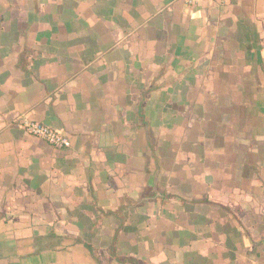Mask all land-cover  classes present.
Wrapping results in <instances>:
<instances>
[{"label":"crops","instance_id":"obj_1","mask_svg":"<svg viewBox=\"0 0 264 264\" xmlns=\"http://www.w3.org/2000/svg\"><path fill=\"white\" fill-rule=\"evenodd\" d=\"M98 256L264 264V0H0V264Z\"/></svg>","mask_w":264,"mask_h":264},{"label":"built area","instance_id":"obj_2","mask_svg":"<svg viewBox=\"0 0 264 264\" xmlns=\"http://www.w3.org/2000/svg\"><path fill=\"white\" fill-rule=\"evenodd\" d=\"M14 124L25 133L39 137L57 149H68L72 146L71 139L67 134L26 116H17Z\"/></svg>","mask_w":264,"mask_h":264},{"label":"trees","instance_id":"obj_3","mask_svg":"<svg viewBox=\"0 0 264 264\" xmlns=\"http://www.w3.org/2000/svg\"><path fill=\"white\" fill-rule=\"evenodd\" d=\"M86 244L90 247V249H91L94 253L97 254V251H96V249L94 248V246H93L92 244H90V243H86ZM98 261H99L100 264H102V261H101V257H100V256H98Z\"/></svg>","mask_w":264,"mask_h":264}]
</instances>
